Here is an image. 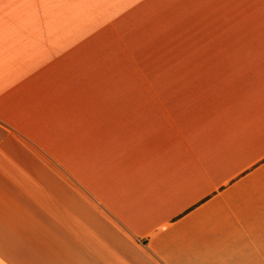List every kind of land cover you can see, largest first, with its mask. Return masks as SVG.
<instances>
[{"label": "crops", "instance_id": "crops-1", "mask_svg": "<svg viewBox=\"0 0 264 264\" xmlns=\"http://www.w3.org/2000/svg\"><path fill=\"white\" fill-rule=\"evenodd\" d=\"M0 264H264V0H0Z\"/></svg>", "mask_w": 264, "mask_h": 264}, {"label": "rangeland", "instance_id": "rangeland-1", "mask_svg": "<svg viewBox=\"0 0 264 264\" xmlns=\"http://www.w3.org/2000/svg\"><path fill=\"white\" fill-rule=\"evenodd\" d=\"M218 22H219V26H229L230 22L232 21L229 19H223ZM177 31L180 32L183 31L184 33L178 35L177 37L174 36V39L173 37L169 38L167 42L164 44H160V43L157 44V46H155L156 50H153L151 53H149L148 57L142 59L143 64L149 63V66L147 65L144 66L142 64L143 76L152 75V76L161 77L162 75H165L166 71L168 70L170 71V73L172 72L171 75L173 77H176L175 79L172 80V82H170L169 80H165L163 78H158L156 83L152 85L154 90H158L161 92H170V93L181 92L183 91V89L185 90L186 87L190 85L189 84L190 82L188 81V79L190 78L189 76L196 75V73H192V71L193 70L196 71L197 69H192L191 66L189 68H186L185 65L180 66L181 60H183V58H186L187 55L189 54H191L192 56L191 59H197L199 55L212 56L215 54L214 51L198 52L194 50L188 53L185 52L186 49L196 45H201V44L210 45L214 43L215 37L201 34V32L205 30L199 29L198 27L194 26L193 28H190L189 32H198V33L191 35H189L187 33V30L184 28L178 29ZM232 38L234 39L237 38L238 42H245L244 41L245 37L242 36H238V37L233 36ZM221 39H222V43H225L226 40L229 39V37L224 36L221 37ZM222 54L224 55L225 53L223 52ZM172 64L175 67L171 68ZM221 68L225 69L224 67ZM214 70H222V69H214ZM183 76L186 77V80L183 79ZM149 87H150L149 84H145V85L143 84V91L145 90V88L148 89Z\"/></svg>", "mask_w": 264, "mask_h": 264}]
</instances>
